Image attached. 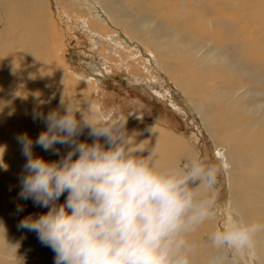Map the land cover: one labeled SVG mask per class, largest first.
<instances>
[{
	"label": "rangeland",
	"instance_id": "rangeland-1",
	"mask_svg": "<svg viewBox=\"0 0 264 264\" xmlns=\"http://www.w3.org/2000/svg\"><path fill=\"white\" fill-rule=\"evenodd\" d=\"M132 1L134 0H100L99 3L103 8L106 5L121 8L132 18L140 19L144 13L148 16L151 15L150 13H154L155 16L169 21L174 18L177 3L190 0H161L155 3L151 0L150 2L140 0L143 6L137 5V7ZM206 1L199 0L197 6L205 9L207 5L205 7L204 2L206 3ZM222 1L224 2V0ZM225 1L228 4V15L225 14L222 18L214 16L213 20H207L206 24L200 23L198 28L201 32L195 26L189 32L186 28L187 25L184 24L188 22L184 21L185 18L176 21L173 19L175 24L172 25H180L178 29L181 33L179 36L175 35L177 39H173L175 36L173 33L171 34V31L167 32L168 38L166 34H162L163 31H161L162 35L159 32L158 36L162 37L163 42L158 58L165 63H171L170 71L157 69L153 56L157 52L149 50L150 47H155V44L150 42L141 44L135 39L134 30L130 26L126 29L120 25L119 27L95 30L89 23L90 16L83 17L82 14L76 16L72 14L70 18L75 22L71 23L64 13L54 5L51 7V12L55 13L52 27L54 47L53 50L49 48V52L44 51L49 55L41 65L43 68L53 67L52 77L56 86L59 84L58 92L65 87L62 82L73 86V91H76L74 87H79L77 98L96 101L98 106L104 109L106 119L114 116H128L126 127L129 133L134 131L147 135L150 128L146 126L157 127L159 130L186 140L191 149L206 161L225 162L228 159L231 168L229 170L227 167L220 179L218 199L220 227L228 222L221 205L226 199L225 187H238L240 179H245L244 175L252 174L251 178H255L258 171H264V164L260 161L261 156L260 160L256 161L257 154L252 155L254 157H250L249 154V157L247 154L243 155L244 157L241 155V147L244 144L246 145L249 141L259 143L263 138L259 126H256L260 124V121L255 123L251 119L259 118L257 115H253V112H264V0ZM169 3L170 5L166 7ZM184 5L181 11L183 12L184 9L186 13H192L191 9L186 8L185 3ZM191 7L195 8V5ZM129 11L136 12L130 13ZM180 15L177 16L178 19ZM80 18L85 20L90 29L99 32L103 37L108 34H119V41L116 42L118 49L111 47V50L108 51L105 44L101 43L99 39L84 32L86 31L85 23L83 20H79ZM211 22L214 23L213 26ZM45 25L50 26L51 23ZM246 25L249 26V31L244 29ZM165 26L171 27L167 24ZM202 26L206 29H202ZM152 29L149 28L150 31ZM210 29H214L213 31L216 32L212 38L209 35ZM196 30L200 33V38H197L196 42H190L189 38H183L184 33L192 36L191 33H195ZM206 31L207 33H205ZM181 34L183 35L180 36ZM121 37L135 45H127ZM106 41L107 39L103 42L106 43ZM119 42L127 46L122 47ZM150 44L151 46H149ZM195 46L201 47L198 58L180 57V52L192 53ZM205 51H209L210 54L204 55ZM34 61L36 60L34 59ZM5 62L4 56L1 54L0 69ZM91 62L98 65L101 72L104 69L105 75L92 74L89 69ZM84 74H87V77ZM170 75L175 76L177 84ZM180 76L183 79H180ZM217 78L223 80V85L211 82ZM186 79L189 80V85L184 86L183 81ZM8 85L2 84L5 87ZM28 89L29 93L35 94L34 86ZM124 89L128 90L124 91ZM12 95L15 96L14 92ZM205 95L211 98H204ZM53 96L46 95L45 99L53 98ZM60 97L61 94L55 97L58 100L57 104L60 102ZM120 97L124 100H119ZM16 98L18 101L22 100L18 96ZM35 102L34 98L23 102L24 107L20 110L25 112L27 121L34 123L36 120L32 119V113L36 107ZM201 104H203V112H197L198 109L195 111V107ZM10 106L13 105L10 103ZM58 106L60 107V104L56 107L44 106L43 108L40 106L38 111L47 114L49 111L59 108ZM223 116L224 118L221 120ZM230 123L233 126H230ZM207 128H211V130ZM220 129H224V132H221ZM84 131L79 137L80 141L88 143L93 141L94 138L88 135L87 131L89 130L85 129ZM15 137L17 136L15 135ZM31 138L36 139L35 137ZM101 139L103 141V138ZM55 147L60 150L58 155L51 151L45 152L40 147L42 151H38L36 145L33 146V152L45 160L55 161L70 150L68 145L58 144ZM0 155H2L3 163L6 166V168H0V222H3L7 228L10 242L20 244L18 255L24 258L25 264H53L54 253L49 247L40 243L36 233L17 227L25 217L40 215L48 211L47 208L34 205L31 199L23 200L18 197L21 188L20 177L23 174L26 158L16 148H9L8 155L6 153ZM179 160L183 161L177 159L175 162H181ZM229 175L232 181L230 184H228L230 182ZM66 196L67 193H64L58 203H63ZM252 202L255 206H264L263 199L259 196L254 197L253 192H246L245 199L241 204L245 206L251 203L252 205ZM242 205H239V208L243 207ZM18 206H22L23 211H17ZM202 239L204 243L205 235H202ZM212 252L210 248L205 249L206 256L214 255ZM238 264H264V253L260 248V252L257 251L256 256L238 258Z\"/></svg>",
	"mask_w": 264,
	"mask_h": 264
},
{
	"label": "clouds",
	"instance_id": "clouds-1",
	"mask_svg": "<svg viewBox=\"0 0 264 264\" xmlns=\"http://www.w3.org/2000/svg\"><path fill=\"white\" fill-rule=\"evenodd\" d=\"M105 115L94 100L66 98L64 87L59 108L34 114L46 130L35 140L16 137L26 158L18 197L48 209L17 227L36 233L54 253L53 264H238L257 255L264 221L247 220L235 208L203 244L196 238L217 220L226 162L193 152L162 163L158 138L154 145L138 141L140 134L127 130L128 116ZM85 129L91 143L79 140ZM58 144L70 150L55 161L33 152L36 145L58 155ZM19 248L0 222V264H25ZM206 248L214 255L205 258Z\"/></svg>",
	"mask_w": 264,
	"mask_h": 264
},
{
	"label": "bare ground",
	"instance_id": "bare-ground-1",
	"mask_svg": "<svg viewBox=\"0 0 264 264\" xmlns=\"http://www.w3.org/2000/svg\"><path fill=\"white\" fill-rule=\"evenodd\" d=\"M99 1L100 0H0V56L2 54L4 56V59L6 60L5 64H3V67L0 69V75H1L0 76V154L6 153L8 155L9 148H12V149L16 148L17 150L21 151V146L17 143V139L15 135L18 136L20 134L27 133L29 134V136L37 138L38 135L42 131L46 130V126H45L46 124L43 122L42 119H35L36 120L35 123L27 121V119L25 118L26 117L25 112L20 111L24 107L23 102H28L31 98L32 99L34 98V100H36L35 102L36 107H35V110H33L32 119L34 118L35 113H41L38 111L40 106L43 108L44 106L45 107H49V106L56 107L57 105L60 104V102L59 104H57L58 100L55 97H57L59 94L62 95L64 91V87H63L64 84L62 86L63 87L62 90H60L61 92L60 91L58 92L57 88L59 84L56 86V83L54 82V79L52 77L53 67L46 66L43 68L41 66L43 65L42 64L43 61H45V59L49 55V53L47 55V53L44 51L45 50L48 51L49 48L53 50V47H54V43H53L54 35L52 34V27H53V18L55 17V13L53 14L51 12V7H53L54 5L56 6L58 10L64 13V15L67 17V20L71 23L75 22V20L70 18L72 14L74 16L78 14H82L83 17L90 16L89 23L90 25L94 27L95 30H98L101 28L103 29L107 27H113V26L119 27L120 25L124 26L126 29L128 26H130L134 30L133 32L136 36L135 39L138 40L141 44H144L146 42L155 44V47H150L149 50L150 51L154 50L157 52L153 54L155 58L154 62L156 64V67L157 69H160V70L165 69L167 71H170V69H172L171 68L172 65L171 63L169 62L165 63L159 60L158 58V54H160L162 50L161 43L163 42L161 40L162 37L158 36V34L159 32L161 34V31H163L162 34H166V37H167L168 36L167 32L171 31V34L172 33L174 34L173 36L177 34H178L177 36H179V33L181 32L178 29V27L180 25L179 26L172 25V24H175L173 19H175L176 21V20H180V18H185L184 21H188V22L184 24L187 25L186 28L190 32L192 31L190 29H193L194 26L198 28V25L200 23L206 24L207 20L208 21L213 20L214 16L222 18L223 16H225V14L226 16L228 15L227 13L228 4L226 3L225 0L224 2L222 0H207L206 3L204 2V6L207 5V7L205 6L206 7L205 9H203L202 7L199 8L197 6V2L199 0H190L187 2L179 1L177 3V6L175 7L176 10L174 11L175 13V15L173 16L174 18H171V20L169 21H166L162 17L155 16L154 13H150L151 15L148 16L144 12H143L144 14L142 18L140 19L136 17L132 18L131 16L123 12L121 8H116L110 5H106V7L103 8L100 5ZM144 1L150 2V0H143V2ZM151 1L155 3L161 0H151ZM171 1H176V0H171ZM141 2L142 1L140 0L132 1V3L136 7L137 5L143 6ZM184 3L186 4L187 9H191L192 13L190 12L186 13L184 9H183V12L181 11V8L185 6ZM193 4L195 5V8L191 7V6H194ZM169 5L170 3L167 4L166 7H168ZM129 12L133 13L134 11L133 12L129 11ZM178 15H180L179 19L177 18ZM79 20L82 21L83 19L80 18ZM46 23H51V25L47 26L45 25ZM83 23H85V30H86L84 32L91 34L93 38L99 39L101 43L105 44V47L108 51L111 50V47L117 48L116 42L119 41V38H118L119 34L118 35L108 34L105 37H103L99 34V32L94 31L93 29H90L89 25L85 22V20H83ZM166 24L171 27L165 26ZM213 24L214 23L211 22L212 26ZM149 28H153V29L150 31ZM203 28L204 27L202 26V29ZM214 29H210L209 35L211 36V38L214 35H216V32L213 31ZM244 29L248 30L249 26L248 25H246V27L244 26ZM198 31H199V28H198ZM198 31L196 30L195 33H191L192 36H190L188 33H184L185 36H183V38L184 37L186 39L189 38L190 42H196V39L200 38L199 32L201 31L199 32ZM205 33H207V31ZM182 35L183 34H181L180 36ZM177 36L173 37V39L174 38L177 39ZM121 38L124 39L123 41L127 45H135V43H131L129 40H126L124 37H121ZM106 39L107 41L106 43H104ZM126 44H122L119 42V45H121L122 47L123 46L126 47L127 46ZM149 46H151V44ZM169 48H171V46H169ZM200 51H201V47L195 46L192 53H189L188 51L185 53L180 52V57H190V59L198 58V54L200 53ZM213 53L215 52L213 51ZM206 54L209 55L210 54L209 51H205L204 55ZM34 59L36 61H34ZM7 65H8V68H6ZM97 66L98 65H95L94 62H91V65L89 67L90 72L95 75H98L99 73L104 74L105 70L103 69V71L101 72V69ZM86 75L84 74V76ZM170 76L174 78V81L176 82L175 76H172V75ZM102 77H105V76H102ZM180 79H183V77L180 76ZM180 82H182V80H180ZM183 82H184L183 83L184 86L189 85L188 79L184 80ZM211 82H214V84H220V85L221 84L223 85L224 83L223 80L219 78L213 79V81ZM211 82L208 81V83H211ZM5 83L6 85H8L9 83V85L7 87L2 86V84H5ZM31 86L35 87L34 95L29 93L28 88ZM85 86L87 85L85 84ZM74 88L76 89V91H73V86L65 84V97L66 98L68 97L77 98L76 95L78 93L79 87H74ZM13 92L15 96L12 95ZM46 95L48 96L54 95V96L53 98L45 99ZM17 96L19 99H22V100L18 101V99L16 98ZM204 98L209 99L211 97L205 95ZM204 98L202 96V99ZM10 103L13 106H10ZM202 108H203V104L196 106L194 110L197 111L198 109L199 111L197 112H201ZM258 108L260 107L258 106ZM253 115H257L259 117L257 120H254V119H251V120L254 121L255 123H258V121H260V124L256 126H259V131H261V135L263 138L261 139L259 143L249 141L246 145L244 144L243 147H241V155L242 157H244L243 155L247 154L248 156L249 154L251 155L250 157H254L252 155L257 154L258 158L256 159V161H258L259 157L261 156V160L260 159L259 160L264 164V112L262 113L253 112ZM223 118L224 116L221 118V120H223ZM230 126H233V125L230 123ZM146 127L150 128L148 130L147 135L146 134L143 135L140 133V135L138 136V141L149 140L150 143L154 145L156 143V139L158 138L159 145H160L159 150H160L161 157H162V163L166 164L169 162H175V160L177 161V159L184 160V158L188 154L194 152L191 149V147L188 145L186 140L180 137H176L172 133H167L165 131L159 130V128L157 127H153V126L152 127L146 126ZM151 129L153 132L151 131ZM207 129L211 130V128H207ZM220 130L221 132H224V129H220ZM91 142L92 141H89V143ZM37 150L42 151L39 148V146ZM225 162L227 163L228 168L230 170L231 166H230L229 160L226 159ZM244 176H245V179H240V183L238 187H232V186L229 188L227 186L225 187L226 199L221 204L223 206L222 208L224 209L223 210L224 215L227 221L230 222L233 218L232 209L235 208L239 211L241 217L247 220L264 221V206L262 205L255 206L253 202H252V205L251 203H248V205H245V206L241 204V202L245 199L246 192H253L254 197L259 196L261 199L264 200L263 198L264 197V171H261V170L258 171L257 177L255 175V178H251L252 174L251 175L249 174L248 176L247 175H244ZM229 181L230 182L228 184L232 182L230 175H229ZM235 192L236 194H234ZM239 205L240 206L242 205L243 207L239 208ZM218 212H220L219 209H218ZM219 220H220V216L218 214L217 220L213 223L206 224L197 233L196 238L201 243H203L202 235H205L206 240H207L208 234L211 231H213L215 228L220 227ZM258 239H259V244H258L257 251L260 252V248H261V251L264 253V236H261ZM212 254L214 253L212 252ZM208 257H211V256H206V253H205V258H208Z\"/></svg>",
	"mask_w": 264,
	"mask_h": 264
},
{
	"label": "flooded vegetation",
	"instance_id": "flooded-vegetation-1",
	"mask_svg": "<svg viewBox=\"0 0 264 264\" xmlns=\"http://www.w3.org/2000/svg\"><path fill=\"white\" fill-rule=\"evenodd\" d=\"M128 89H124V91H127ZM119 100H124V98H122V97H120V99Z\"/></svg>",
	"mask_w": 264,
	"mask_h": 264
}]
</instances>
